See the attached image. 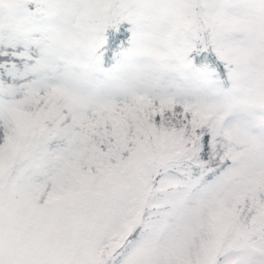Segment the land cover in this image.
<instances>
[{"label": "snow or ice", "instance_id": "snow-or-ice-1", "mask_svg": "<svg viewBox=\"0 0 264 264\" xmlns=\"http://www.w3.org/2000/svg\"><path fill=\"white\" fill-rule=\"evenodd\" d=\"M165 11L225 52L251 119L147 95L90 106L0 69V264H264V0Z\"/></svg>", "mask_w": 264, "mask_h": 264}, {"label": "rangeland", "instance_id": "rangeland-1", "mask_svg": "<svg viewBox=\"0 0 264 264\" xmlns=\"http://www.w3.org/2000/svg\"><path fill=\"white\" fill-rule=\"evenodd\" d=\"M85 2L104 4L105 14L86 24L67 15L69 6ZM247 2L249 0H0V39L12 45L19 43L24 50L42 42L44 58L38 59L35 68L49 66L51 61H47V57L62 60L82 85L95 82L114 89L111 92L122 90L118 93H121L120 100H125L124 96L130 93V83L136 81L134 76H156L162 82H180L186 91L189 89L194 100L197 99V105L216 107L225 118L232 116L235 123H244L251 119L242 103L245 84L225 52L209 34L198 36L178 24L165 9L176 3L236 8ZM251 2L258 4L260 0ZM126 30L127 33L122 34ZM110 34L117 35L118 41L108 52L105 45ZM234 39L226 35L225 45ZM208 45L223 64L224 75L212 66L195 63L190 55H197L190 52L192 48L198 52ZM105 53L113 57L107 65L104 64ZM247 61L248 55L241 49L236 56L238 67L243 69ZM186 100L187 103L182 104H193ZM175 102L181 104L177 99Z\"/></svg>", "mask_w": 264, "mask_h": 264}, {"label": "trees", "instance_id": "trees-1", "mask_svg": "<svg viewBox=\"0 0 264 264\" xmlns=\"http://www.w3.org/2000/svg\"><path fill=\"white\" fill-rule=\"evenodd\" d=\"M124 33H127V30L122 32V34ZM110 35L111 36L107 37V44L105 45L108 52H111V50L116 47V43L118 41L117 35ZM121 42H123V38ZM42 45V42L37 43L36 45L32 44V46H29L27 50H24L22 45L19 43L12 45L0 39V58L4 56L10 57L7 64L4 60L0 59V69H7L9 71L13 68L17 69L21 77H29L36 83L60 87L90 106L122 104L130 101V98H132L135 93L136 95H147L155 98H170L174 101L177 99L181 101V104L182 102L187 103L186 99H189L188 102H193L192 105L198 104L197 99L194 100L195 97L189 93V89L186 91L180 82L174 80L170 82H162L161 79L158 80L156 76H154L155 79L150 75L134 76L136 79L135 82H137L138 85H135L134 80H132L130 83V93L124 96L125 100H120L121 97L119 95L121 93H118L122 90L119 89L118 91L111 92L110 90L112 89H110L107 85H98L95 82L84 86L76 79L73 73L69 72L68 68L64 66L62 60L57 61L52 57H47V61H51L49 66L35 68L38 59L44 58L41 53ZM190 52L197 54L193 56L189 53L193 58H195V63H204L208 67L212 66L217 70V72L224 75L223 64L219 59H217V55L213 52L210 45L204 49L202 48L198 52H195V49L192 48ZM105 58L107 59L104 62L105 65L109 63V58L110 60H113V57L111 58L107 53H105ZM112 91H114V89ZM212 100L215 101V99ZM214 109L218 111L216 107ZM231 117H226L227 121L235 123V119H233V117L229 120Z\"/></svg>", "mask_w": 264, "mask_h": 264}]
</instances>
